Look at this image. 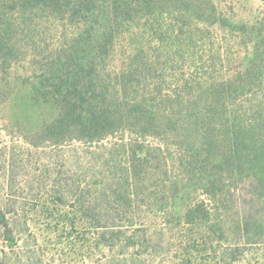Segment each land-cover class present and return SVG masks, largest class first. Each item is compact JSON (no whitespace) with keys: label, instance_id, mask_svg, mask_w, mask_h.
<instances>
[{"label":"trees","instance_id":"trees-1","mask_svg":"<svg viewBox=\"0 0 264 264\" xmlns=\"http://www.w3.org/2000/svg\"><path fill=\"white\" fill-rule=\"evenodd\" d=\"M210 28L224 59L200 70L191 56ZM187 55L194 73L163 92ZM0 96L51 109L26 127L44 142L101 145L80 152L88 182L80 170L53 189L99 228L110 264L150 263L174 238L170 264H264V17L229 22L214 0H0ZM130 246L147 254L125 259Z\"/></svg>","mask_w":264,"mask_h":264},{"label":"rangeland","instance_id":"rangeland-1","mask_svg":"<svg viewBox=\"0 0 264 264\" xmlns=\"http://www.w3.org/2000/svg\"><path fill=\"white\" fill-rule=\"evenodd\" d=\"M214 2L229 22L263 21L264 0ZM171 22L172 19L166 14L159 19L163 28ZM201 24V21L197 22V26L201 27ZM207 34L204 38L196 39L195 50L191 56L200 70L204 62L210 63V56L224 59L217 53V47L222 41L219 31L210 28ZM158 40L156 36L148 39L152 46L159 43ZM209 45L212 46L210 51ZM242 53L243 50L232 47L230 58L235 61V66H238V58ZM191 58L187 55V60L180 70L165 73L163 92L171 91L177 81L189 78L190 74L194 73ZM199 71L196 76L200 75ZM1 98L0 96V101ZM5 101L0 102V264H110L108 259L112 254L105 248L94 246V237L97 236L99 228H91L79 219L70 192L64 202L60 203L53 189L54 179L62 176L71 180L75 171H82L79 187L88 182L89 170L82 167L88 162L84 161L81 155L86 154V150L97 149V146L101 145H84L69 141L53 145L48 141L44 142L38 133L26 127L40 125L42 118L48 116L51 109L47 106L41 108L39 105L25 108L21 96L11 102H7V99ZM17 126H25L27 135H19L16 132ZM110 140L104 139L101 144L109 147ZM11 146L15 148L14 154H17L18 164L14 169L12 181L9 182L6 174L9 173ZM73 152L78 154L80 159H74ZM134 223V226L139 224L137 218H134ZM5 226L11 228L12 242L5 235ZM127 230V233H130L132 228ZM168 241L169 238H166L163 244ZM169 242L171 244L165 250L166 253L163 251L162 254L154 255V260L146 264H170V258L177 256L174 249L178 241L174 238ZM262 252L260 257L264 255ZM131 254L141 259L147 253L136 254L135 248L130 246L124 250L122 256L127 259Z\"/></svg>","mask_w":264,"mask_h":264}]
</instances>
